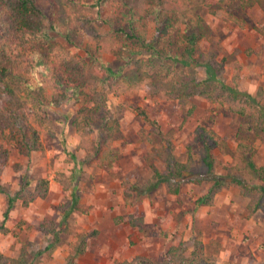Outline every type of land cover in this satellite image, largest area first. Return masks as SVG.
<instances>
[{
    "label": "clouds",
    "instance_id": "1",
    "mask_svg": "<svg viewBox=\"0 0 264 264\" xmlns=\"http://www.w3.org/2000/svg\"><path fill=\"white\" fill-rule=\"evenodd\" d=\"M95 3L66 8L67 21L83 15L101 22L108 6ZM247 3L141 0L133 19L148 13L146 42L168 20V36L179 29L183 38L200 16L223 50L218 60L226 56L227 63L205 67L211 75L194 74L191 61L180 70L145 67L130 92L100 83L108 67L103 59L93 66L95 79L68 82L64 67L82 50L62 43L70 29L58 20L0 48V115L9 124L15 118V129L23 127L27 137L22 148L11 139L12 127L0 131V264H140L144 255L153 264H264V132L261 107L249 106L264 97V0ZM207 4L221 10L211 15ZM229 88L237 98L221 105ZM85 96L93 97L88 108L103 97L100 112L119 135L84 123ZM221 107H231L239 136L208 122L222 116ZM241 109L253 120H241ZM113 214L143 232L124 234Z\"/></svg>",
    "mask_w": 264,
    "mask_h": 264
},
{
    "label": "trees",
    "instance_id": "2",
    "mask_svg": "<svg viewBox=\"0 0 264 264\" xmlns=\"http://www.w3.org/2000/svg\"><path fill=\"white\" fill-rule=\"evenodd\" d=\"M79 0H0V48L11 46L15 43L25 31L32 32L33 30H40V29H47L43 23L44 18V9L46 7H51V17L49 19V27L51 24L58 20L62 25L70 30L63 34L65 38H69V35L72 32H81L83 30L89 37H91L95 42L102 45L104 49H109L111 44L114 43V36L115 32L112 28H104L103 26L99 25L98 22L92 20L91 18L85 17L83 15L78 16L76 18L75 24H72L71 21H67L65 9L71 7L73 11H80L83 6L80 5L78 7ZM147 3H151L152 0H146ZM112 4L115 6L123 7L130 11L129 19L136 17L140 12L141 7V0H96L95 4H92L91 7H102L103 5ZM101 15V13H99ZM140 18V17H139ZM67 21V22H66ZM172 21L168 20L165 22L164 26L157 27L158 34L165 35L168 33V30L171 28ZM184 39L190 42V47H187V56H178L176 53L172 52V49H169L168 53L165 56L159 54V52L149 53V49L151 47V43H143L146 45L145 49L142 50H132L129 48H122V50H127V52H132L134 57L142 55V54H150L152 55L153 59L143 61L137 60L135 63L136 70L138 72V77L140 79V75L142 70L145 67H148L149 70L155 69L157 72L163 68H168L169 71L172 69L168 67L169 64L174 65L179 62L181 66L176 70H180L185 68L189 65V61L195 67V73L197 74V68L202 67L204 69L205 75H211L210 71H205V67L215 70L214 65L217 63L223 65L224 60H218L216 58V54L213 51H202L195 49V36L194 35H187L184 36ZM195 52L197 54L195 55ZM156 55V56H155ZM120 56L123 59H126V54L124 52H120ZM93 57V62H97L98 58L96 56ZM126 57V58H125ZM161 61V63H157L156 60ZM157 63V64H156ZM97 65V64H95ZM225 70V69H224ZM5 70L0 69V75H3ZM216 75H221L220 72H216ZM64 76L65 79L74 84L79 85L81 82H87L88 79H95L93 75V66L84 62L80 58H73L72 61H69L64 67ZM115 77V80L112 78ZM104 81L107 83L108 86L109 81L112 84H118L121 86V79L117 76H112L108 74L107 77L101 78L100 82ZM186 86V85H185ZM229 92L232 94L227 96L226 98L220 100V104H228L231 105L237 98L236 93L232 92L229 88ZM243 97L241 100L243 101ZM250 107L253 106H260V124L258 126V130H264V103L262 100H252L250 102ZM140 111V109H137ZM229 111L232 112L231 107H229ZM141 115H145L143 111H141ZM238 115H245L244 109H241ZM145 119L147 117L145 116ZM15 118H13V124H9L8 121L0 115V130L2 131L3 127H12L13 134L11 139L16 141L18 145L22 148L24 147V141L27 140V137L23 135V127L19 130H16L14 127ZM200 129H197V133L199 134ZM36 135V133H33ZM218 143H210V147L215 148ZM205 151H208L206 148ZM214 154L209 153L208 157L206 158V163H208L209 169L211 170L213 165ZM22 186H23V179H22ZM264 191V190H262ZM14 203L13 201L9 200L8 204L11 205ZM7 212H5V218L7 219ZM134 225V223H130ZM95 235V233H94ZM140 260V264H153L152 258L147 256L137 257Z\"/></svg>",
    "mask_w": 264,
    "mask_h": 264
},
{
    "label": "rangeland",
    "instance_id": "3",
    "mask_svg": "<svg viewBox=\"0 0 264 264\" xmlns=\"http://www.w3.org/2000/svg\"><path fill=\"white\" fill-rule=\"evenodd\" d=\"M261 0H248L247 6L252 7L254 3H260ZM221 3H223V0H221ZM107 8H102L101 15L106 16L105 19H103L98 24L103 26L104 28H112L115 32L114 36V43L111 44L109 49H104L102 45L95 42V44L92 43L94 41L91 39V41L86 40L85 36H88L86 33L83 32H72L69 35V38H65L64 36L61 37L62 43L64 45L68 46H78L81 48V53L78 54L76 58L82 59L84 62L95 66V64L98 65L99 60L103 59L106 63H108V67L104 68V72L106 73V76L108 74L112 76H117L121 79V86L124 88L126 92H130L132 87L139 81L138 72L135 67V63L137 60H143V56L146 54H142L139 56L134 57L132 55V52H127L122 50V48H129L132 50H142L146 48V45L143 43H151V47L149 49V53L159 52L160 55L165 56V54L168 53L169 49H172L173 53H176L178 56H187V47H190V42L186 41L183 38L178 36L179 29H177L176 32H174L171 36H168V33L165 35L158 34L156 37L152 38L151 40H148L146 42V36L148 35V32L146 30V26L144 24L145 18L148 16V13L145 12L143 16H140L139 21L137 22L133 18L129 19L130 17V11L128 9L115 6L112 4H107ZM207 8L209 9V14L215 15L216 12L221 10L220 4H207ZM225 11H229L230 9L225 8ZM258 11V10H256ZM51 7H46L44 9V18L49 21L51 17ZM107 13H111V15H107ZM231 15V13H229ZM127 18V20L125 19ZM197 28L192 29L191 27L188 29L187 35H194L195 36V49L202 50V51H213L216 54V58L218 59L222 53V49L220 48L219 44L216 43L214 40L211 39L213 36L212 31L204 26V19L200 16H197ZM236 22L239 23V18H236ZM45 25V24H44ZM46 28L49 27L48 25H45ZM158 27V26H157ZM220 26H217L216 33L220 36V39L222 40L223 34L219 32ZM157 31V28L155 29ZM158 33V32H157ZM195 33H199V35H196ZM115 45H119L118 48L114 47ZM122 47V48H121ZM124 52L126 54V59L121 58L120 52ZM86 53V55H85ZM197 52H195V55ZM251 54V49L248 50L246 55ZM154 55V54H153ZM96 56L98 58L97 62H93V57ZM156 56V55H155ZM157 63H161L158 59L156 60ZM156 63V64H157ZM227 63V57H224V64ZM102 68L103 66L100 65ZM177 68L181 66L179 62L175 64ZM204 73V69L202 67L197 68V74L198 73ZM227 68L224 70V75H227ZM205 75V73H204ZM104 77V78H105ZM102 85H107L104 81L100 82ZM93 99V97L85 96V106L80 108V113L84 117V123H97V126L101 127L102 132L107 129L108 133L111 134L115 132L117 135L120 134V131L118 128L114 126L107 125L106 121L104 120L105 116H108L107 113L100 112V109L103 105V97L100 96L99 103L96 104L94 108H88L86 105ZM262 102L264 103V97L261 98ZM212 112H216V109H211ZM220 113H222V116L217 113L216 116L212 117L208 122L213 123L215 122L220 130L225 133V135H231L232 133H235L237 136L240 134V129L237 128L235 123H232L230 121V114L231 111H225L223 107L220 108ZM100 113L99 117H97V113ZM241 120L244 121H252L253 117L251 115L245 116V115H239ZM114 123V122H113ZM241 128L243 125L241 124ZM1 131V130H0ZM259 132H264V130H258ZM103 140V136H102ZM227 146L225 144H219L215 147L220 150L225 149ZM215 156V154H214ZM19 167V165H17ZM23 179V178H22ZM21 179V181H22ZM112 223L119 227L123 225V232L124 234L128 235L130 233H134L137 236L140 235V233L143 232V229H137L136 226L131 225L130 223H126L123 215H117L113 214L112 217ZM129 239H131V236H129ZM132 247H135V244H132ZM147 256V255H144ZM149 257V256H147ZM151 258V257H149Z\"/></svg>",
    "mask_w": 264,
    "mask_h": 264
}]
</instances>
